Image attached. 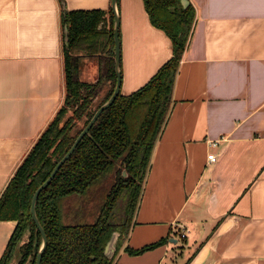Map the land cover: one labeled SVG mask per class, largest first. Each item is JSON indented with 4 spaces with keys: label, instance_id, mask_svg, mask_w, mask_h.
I'll use <instances>...</instances> for the list:
<instances>
[{
    "label": "crops",
    "instance_id": "obj_1",
    "mask_svg": "<svg viewBox=\"0 0 264 264\" xmlns=\"http://www.w3.org/2000/svg\"><path fill=\"white\" fill-rule=\"evenodd\" d=\"M188 1L195 19L174 79L173 103L113 262L264 264V0ZM118 3L120 90L126 94L142 86L172 50L143 0ZM63 5L106 11L104 54L110 0ZM63 5L0 0V195L64 103ZM75 52L79 78L95 81L102 53ZM209 152L216 154L214 162L207 160ZM15 223L0 220V254ZM160 238L137 254L124 248Z\"/></svg>",
    "mask_w": 264,
    "mask_h": 264
},
{
    "label": "trees",
    "instance_id": "obj_2",
    "mask_svg": "<svg viewBox=\"0 0 264 264\" xmlns=\"http://www.w3.org/2000/svg\"><path fill=\"white\" fill-rule=\"evenodd\" d=\"M143 3L151 23L169 37L171 55L142 86L130 93L120 90L116 94L39 191L36 216L47 236L39 264H114L130 230L153 144L173 103L174 79L195 19L191 3L186 7L180 0ZM107 12L109 45L103 54L105 47L100 35L106 29V11L98 7L63 10L61 21L67 23L68 29L63 50L67 92L64 103L0 195V220L16 221L0 264H8L15 251L19 254L16 264L35 262L41 233L30 214L31 196L114 89V20L110 7ZM83 48L102 53L95 81L79 78V55L75 50ZM123 168L126 175L122 174ZM26 231L27 239L23 241ZM113 231L119 232L117 248L107 258L103 254L104 244ZM163 241L160 238L137 249L129 245L124 248L137 254Z\"/></svg>",
    "mask_w": 264,
    "mask_h": 264
},
{
    "label": "water",
    "instance_id": "obj_3",
    "mask_svg": "<svg viewBox=\"0 0 264 264\" xmlns=\"http://www.w3.org/2000/svg\"><path fill=\"white\" fill-rule=\"evenodd\" d=\"M183 7H186L189 4L188 0H180ZM61 5H63L64 0L59 1ZM63 10H67V9H81V8H66L65 5H63ZM110 8L112 11V15H113V36H114V58H113V68L115 69L116 72V80H115V86L114 89L112 91V93L110 94V96L104 100V102H102L100 104V106L93 112V114L91 115V118L88 120V122L85 124V126L78 132V135L75 137V139L73 140V142L71 143V145L68 148V151L54 164V168L52 169L51 173L47 176L46 179H44L41 184L38 185V187L34 190L32 196H31V203H30V214L35 222V225L38 229V231L41 233V240H40V244H39V249L37 251L36 254V259L35 262L33 264H39L40 262V258L42 255L43 250L45 249V245H46V241H47V236H46V232L43 230V227L41 225L40 220L38 219V216H36V201H37V196L39 191L45 187L48 182L51 180V178L54 176V173L58 170V168L60 167V165L69 157V155L72 153L73 148L76 146V144L79 142V140L85 135V133L87 132V130L89 129V127L93 124V122L97 119V116L100 114V111L102 109H104L105 107L109 106L114 100V98L116 97V94L120 91V81H121V68H120V56H121V52H120V36H118V29H119V25H120V19H119V7H118V3L117 0H110ZM86 9H90V8H86ZM67 23L63 25V37H64V42L65 44L68 41V37H67ZM122 174L126 175V170L125 168L122 169ZM119 236V232L118 231H113L111 233V235L109 236V238L107 239V241L104 244V249H103V254L104 256H106L107 258H111L117 248L116 242Z\"/></svg>",
    "mask_w": 264,
    "mask_h": 264
},
{
    "label": "built area",
    "instance_id": "obj_4",
    "mask_svg": "<svg viewBox=\"0 0 264 264\" xmlns=\"http://www.w3.org/2000/svg\"><path fill=\"white\" fill-rule=\"evenodd\" d=\"M216 142H217V140H214V141H210L209 143L212 144V145H214ZM215 159H216V154H214L213 152H209V153L207 154V160H208V161H210V162H214ZM185 234H186V232L182 231V232L180 233V236H181V237H185Z\"/></svg>",
    "mask_w": 264,
    "mask_h": 264
},
{
    "label": "flooded vegetation",
    "instance_id": "obj_5",
    "mask_svg": "<svg viewBox=\"0 0 264 264\" xmlns=\"http://www.w3.org/2000/svg\"><path fill=\"white\" fill-rule=\"evenodd\" d=\"M10 236V235H9ZM9 238V237H8ZM27 239V237L26 238H24L23 237V241L24 240H26ZM6 243H7V241H6ZM6 243H5V245H6ZM5 247V246H4ZM4 249V248H3ZM5 250V249H4ZM3 250V251H4ZM3 253V252H2ZM2 253L0 254V256L2 255ZM15 254H18L16 251L14 252V254H13V256L11 257V259L15 256ZM11 259L9 260V262L11 261ZM19 259V254L18 255H16V259H15V264H16V262H17V260Z\"/></svg>",
    "mask_w": 264,
    "mask_h": 264
},
{
    "label": "rangeland",
    "instance_id": "obj_6",
    "mask_svg": "<svg viewBox=\"0 0 264 264\" xmlns=\"http://www.w3.org/2000/svg\"><path fill=\"white\" fill-rule=\"evenodd\" d=\"M28 235V232L26 231V233L24 234V238H26ZM2 236V235H1ZM3 237V236H2ZM16 255L18 254H15V256L11 259L10 262H8V264H15V259H16Z\"/></svg>",
    "mask_w": 264,
    "mask_h": 264
}]
</instances>
